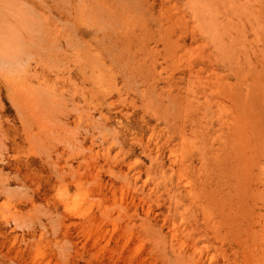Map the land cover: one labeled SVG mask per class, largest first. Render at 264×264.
I'll list each match as a JSON object with an SVG mask.
<instances>
[{
  "label": "rangeland",
  "instance_id": "obj_1",
  "mask_svg": "<svg viewBox=\"0 0 264 264\" xmlns=\"http://www.w3.org/2000/svg\"><path fill=\"white\" fill-rule=\"evenodd\" d=\"M122 1L0 0V264H264V0Z\"/></svg>",
  "mask_w": 264,
  "mask_h": 264
},
{
  "label": "bare ground",
  "instance_id": "obj_2",
  "mask_svg": "<svg viewBox=\"0 0 264 264\" xmlns=\"http://www.w3.org/2000/svg\"><path fill=\"white\" fill-rule=\"evenodd\" d=\"M250 3L251 0H184L186 8L193 13L201 29L221 43L224 40L233 42L247 33ZM221 47V44L216 45L220 50ZM256 89L257 86L253 91Z\"/></svg>",
  "mask_w": 264,
  "mask_h": 264
}]
</instances>
